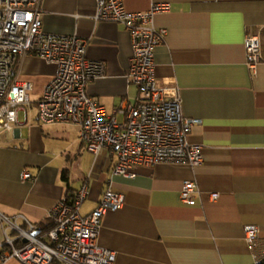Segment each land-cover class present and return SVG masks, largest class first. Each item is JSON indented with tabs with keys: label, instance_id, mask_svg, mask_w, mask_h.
Wrapping results in <instances>:
<instances>
[{
	"label": "crops",
	"instance_id": "0c3cea01",
	"mask_svg": "<svg viewBox=\"0 0 264 264\" xmlns=\"http://www.w3.org/2000/svg\"><path fill=\"white\" fill-rule=\"evenodd\" d=\"M124 3L131 12L169 5L154 16L155 25L168 30L155 49L157 81L168 95L181 96L185 116L202 119L188 139L203 146L206 159L198 165H137L132 177L114 174L118 156L109 149L91 152L78 125L43 124L23 109L15 128L0 132V212L16 224L25 227V217L40 228L52 223L49 213L58 201L84 184L83 216L111 189L124 194L125 202L104 214L98 242L115 251L114 264H256L264 257V0ZM96 5L97 0H42L43 28L77 33L88 42L87 57L105 61V75L87 91L113 115L140 95L128 77L134 47L124 24L94 20ZM256 30L263 58L251 72L245 37ZM56 69L28 54L21 78L34 84L38 98ZM186 180L198 185L195 204L181 197ZM247 225L260 229L252 244ZM5 226L0 219V243ZM5 264L22 263L13 258Z\"/></svg>",
	"mask_w": 264,
	"mask_h": 264
},
{
	"label": "built area",
	"instance_id": "2783aa9c",
	"mask_svg": "<svg viewBox=\"0 0 264 264\" xmlns=\"http://www.w3.org/2000/svg\"><path fill=\"white\" fill-rule=\"evenodd\" d=\"M42 0H0V132L13 130L19 123L20 110L38 107L43 124L73 123L80 127V138L98 155L109 149L118 156L114 174L134 176L137 165L157 163L201 164L206 159L203 146L188 139L199 117L183 113L178 93L168 95L160 86L155 68V49L168 30L154 23L157 12L169 9L156 3L147 11L131 12L124 0H97L94 20L120 22L129 30L134 47L128 77L139 87L136 103L122 104L108 115L103 105L87 91L88 84L103 77L106 63L87 57V40L45 31ZM260 31L245 37L246 65L255 72L262 61ZM35 55L57 66L53 77L33 101L34 84L21 78L23 58ZM116 114L124 116L120 122ZM29 172L25 178H30ZM199 192L194 180H186L181 189L184 202L195 204ZM88 194L86 184L73 198L65 196L51 209L53 226L42 233L39 226L25 217L26 226L0 212L5 239L0 243V264L16 258L22 264H114V250L99 244L105 213L117 210L125 202L124 194L108 189L98 206L88 215L80 213ZM217 193H213L216 197ZM9 229L14 235L9 233ZM39 230V234L34 232ZM246 239L254 243L259 236L257 225L245 227ZM27 239V241H25ZM19 241L21 244L19 245Z\"/></svg>",
	"mask_w": 264,
	"mask_h": 264
},
{
	"label": "rangeland",
	"instance_id": "374dc122",
	"mask_svg": "<svg viewBox=\"0 0 264 264\" xmlns=\"http://www.w3.org/2000/svg\"><path fill=\"white\" fill-rule=\"evenodd\" d=\"M37 97V94L34 93V91H32V100L34 101V99ZM37 99V98H36ZM29 109V108H28ZM30 116H32L33 118H36L37 115H38V107H37V104H33L32 107H30ZM21 118H23V113H21ZM5 132V131H3ZM2 132V133H3Z\"/></svg>",
	"mask_w": 264,
	"mask_h": 264
},
{
	"label": "trees",
	"instance_id": "16d2710c",
	"mask_svg": "<svg viewBox=\"0 0 264 264\" xmlns=\"http://www.w3.org/2000/svg\"><path fill=\"white\" fill-rule=\"evenodd\" d=\"M75 195V194H74ZM74 195H68V197H74ZM53 226V223L47 225V226H44V227H40L42 233L49 230L51 227ZM21 244V242L19 241V245ZM256 264H264V257H262L261 259L258 260V262Z\"/></svg>",
	"mask_w": 264,
	"mask_h": 264
},
{
	"label": "water",
	"instance_id": "95a60500",
	"mask_svg": "<svg viewBox=\"0 0 264 264\" xmlns=\"http://www.w3.org/2000/svg\"><path fill=\"white\" fill-rule=\"evenodd\" d=\"M39 232H40L39 230L35 231V232H34V235L39 234ZM25 241H27V239H25Z\"/></svg>",
	"mask_w": 264,
	"mask_h": 264
}]
</instances>
